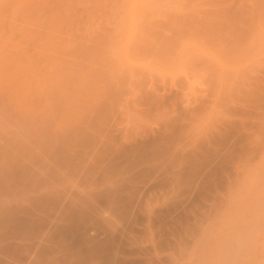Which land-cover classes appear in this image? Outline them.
I'll use <instances>...</instances> for the list:
<instances>
[{"label": "rangeland", "instance_id": "obj_1", "mask_svg": "<svg viewBox=\"0 0 264 264\" xmlns=\"http://www.w3.org/2000/svg\"><path fill=\"white\" fill-rule=\"evenodd\" d=\"M260 150L264 0H0V202L40 181L76 203L30 264H264V216L211 235L193 200L227 190L189 178Z\"/></svg>", "mask_w": 264, "mask_h": 264}, {"label": "crops", "instance_id": "obj_2", "mask_svg": "<svg viewBox=\"0 0 264 264\" xmlns=\"http://www.w3.org/2000/svg\"><path fill=\"white\" fill-rule=\"evenodd\" d=\"M264 152L259 151L248 170H244L239 164L232 168L233 180L225 172L212 163L205 170L200 167H191L189 178L191 181L206 182L209 189H223L220 192L205 198H194L193 204L206 205L203 213L208 221L215 223L208 225L207 230L214 231L211 235L222 236L224 230H232L233 226L224 224L228 220H234L240 216H247L251 213L264 216V197H248V189L261 188V180L264 170ZM252 175L254 179H252ZM186 178V170L178 174V179ZM174 176V181H175ZM169 184V174H168ZM233 184V186H232ZM70 184L22 181L13 182L8 186L7 195L3 202H0V264H30L42 262L45 257L42 252L47 249L46 238L57 233L56 229L50 227L51 222L68 219V209L65 206L75 204L73 200V188ZM237 188L238 195H231L230 189ZM74 189V188H73ZM253 199V200H252ZM168 203L172 200L167 198ZM175 204H183L184 200L174 199ZM180 201V202H179ZM251 201V202H250ZM249 204L256 207L249 209ZM65 214V216H64ZM264 219V218H263ZM247 223L242 224L246 228ZM213 225V226H212ZM256 228L254 230H258ZM258 232L251 233L256 235ZM213 259L205 258L202 249L190 251L189 258L185 264H243L238 260L222 259L221 250L213 249ZM198 253L196 258L194 254Z\"/></svg>", "mask_w": 264, "mask_h": 264}]
</instances>
